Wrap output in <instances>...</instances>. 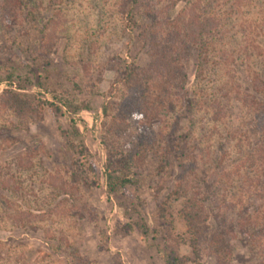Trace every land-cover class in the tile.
I'll use <instances>...</instances> for the list:
<instances>
[{
  "label": "rangeland",
  "instance_id": "374dc122",
  "mask_svg": "<svg viewBox=\"0 0 264 264\" xmlns=\"http://www.w3.org/2000/svg\"><path fill=\"white\" fill-rule=\"evenodd\" d=\"M190 1L151 0L148 9L155 10L157 20L173 19ZM123 2L26 0L12 23L0 11V94L10 88L33 102L46 101L39 118L23 120L0 105V264H166L162 249L167 243L188 259L184 264H215L207 243L219 228L236 233L231 264H259L247 236L236 228L240 205L235 202L261 204L251 191H242L246 179L255 185L251 176L259 169L249 160L256 145L255 112L245 96L254 92V79L264 80V0L206 3L218 34L206 53L191 48L183 90L169 96L158 119L140 123L137 116L129 117L121 137L129 143L144 127L147 140L149 133L160 142L173 140L167 168L159 172L157 158L148 153L134 171L136 182L109 195L100 142L102 105L126 95L119 83L125 66L149 60L148 10L134 7L130 21ZM33 4L35 17L29 21L25 12ZM44 45L51 46L44 53L48 64L36 66L32 49ZM53 94L88 102L89 109L55 110L48 105ZM256 96L263 101L264 90ZM182 166L210 213L197 262L179 214L181 201L169 202L165 222L152 217ZM221 201L226 203L222 211ZM141 222L150 232L138 227ZM165 223L184 241L168 239L158 229Z\"/></svg>",
  "mask_w": 264,
  "mask_h": 264
},
{
  "label": "trees",
  "instance_id": "16d2710c",
  "mask_svg": "<svg viewBox=\"0 0 264 264\" xmlns=\"http://www.w3.org/2000/svg\"><path fill=\"white\" fill-rule=\"evenodd\" d=\"M26 0H0V11L5 13L7 21H14L15 11L21 7ZM31 0H27L30 2ZM151 0H124L122 12L126 14L128 20H132L134 7H146L148 17L151 23L148 26V57L149 60L144 66L129 64L123 68L119 83L126 90V95L122 97L119 103L107 101L102 105V120L100 142L106 153V159L103 166V175L105 178V187L110 195L123 188L127 184H133L137 178L134 171L143 166L148 153L157 158V170L165 171L167 168V157L175 149L173 140H164L160 142L152 138H145V131L139 127L134 138L129 143H122L121 137L127 132L130 125L128 118L137 116L139 122H150L158 119L160 112L166 108L169 96L176 91L183 90L187 80L185 72V61L190 55L191 48L194 47L200 52L206 53L209 41L218 34V22L214 15L207 11L206 3L213 0H192L187 2L173 19L162 16L157 20V14L148 9ZM34 5V4H33ZM207 11V12H206ZM36 6L26 10L25 15L29 21L34 20ZM154 13V15H153ZM153 15V16H152ZM152 16V17H151ZM51 50L50 45H44L32 49L33 61L36 66L44 67L47 63L44 53ZM44 51V52H43ZM43 52V54H42ZM44 61H40V59ZM12 73L7 75L8 82L11 84ZM25 85H18L19 89H24ZM253 91H246L245 99L249 101L250 106L254 107L255 118L251 123V128L256 136L255 149H252V156L249 158L253 166L258 162V170L253 171L251 181L255 185L251 187L250 178L246 179L243 188L252 192L254 197L257 196L261 204L250 206L239 204L236 216V228L242 235L247 236L254 256L258 259L259 264H264V100L257 98L256 94L264 90V80L254 79ZM53 102L48 105L55 110L60 111L61 106L68 108L71 113H77L82 109H89L88 102L74 103L63 94H53ZM244 100L246 103H248ZM46 101H31L26 93L14 91L10 88L3 89L0 94V105L12 113L18 119L39 118L41 111L44 109ZM59 104V105H58ZM147 128V127H146ZM147 130V129H146ZM77 134V131L74 130ZM162 145V147H160ZM181 174L175 178L174 188L167 193L164 198L157 204L153 212V219H167L169 202L181 201L179 209L180 217L184 223L188 241L195 262L199 260V240L209 230L210 213L200 200L198 194L193 190L192 181L189 177V170L182 166ZM244 181V180H243ZM238 202V203H237ZM220 211L225 208L226 203L220 202ZM222 206V208H221ZM249 208L252 211L249 212ZM218 216V215H217ZM138 227L144 232H150V229L144 222ZM162 232H166L167 238L174 243L183 242V239L174 237L170 233L168 223L158 227ZM230 228L214 230L210 233L207 248L209 253L214 256L215 264H231L232 245L231 238L236 235ZM154 235L157 229H151ZM166 264H184L188 259L179 256L171 244H166L163 249Z\"/></svg>",
  "mask_w": 264,
  "mask_h": 264
}]
</instances>
